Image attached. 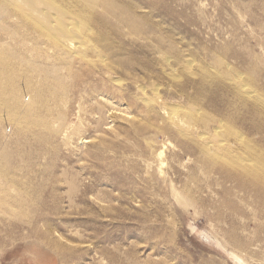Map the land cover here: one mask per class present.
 I'll return each instance as SVG.
<instances>
[{
  "label": "rangeland",
  "instance_id": "1",
  "mask_svg": "<svg viewBox=\"0 0 264 264\" xmlns=\"http://www.w3.org/2000/svg\"><path fill=\"white\" fill-rule=\"evenodd\" d=\"M141 1L140 12L151 16L161 33H174L171 41L185 52L183 58L193 61L191 69L183 73L184 68L174 64L173 71L146 51L153 40L126 37L121 58L130 55L134 61L129 75H104L96 55L89 54L94 70L83 72L69 101L47 104L50 111L40 112L36 120L48 126L35 132H29L34 129L30 126L24 132L17 123L34 105L38 77L31 87L19 89L23 104L16 124L10 112L0 119V264H241L236 257L264 264V231L258 230L264 227L262 211L249 204L251 195L232 183L224 185L218 175L204 174L194 157L189 161L191 156L181 149L184 140L173 131L176 125L168 122L172 129L163 128L168 123L161 110L196 104L195 111L204 116L210 112L226 129L235 126L247 143L264 150V121L262 129H255L249 110L255 105L264 110V0ZM17 41H0V50L6 43L24 61L55 62L52 48L31 53L36 43L30 41L23 49ZM215 59L225 60L222 69ZM201 66L224 73L220 81L235 90L203 82L198 95L201 78L195 74ZM75 67L81 72L86 65ZM250 73L255 81L248 86L258 96L247 100L235 80L248 82ZM148 107H155V113ZM206 130L201 131H209L207 136L214 132ZM228 142L235 146L234 140ZM190 170L198 172L195 182ZM172 182L179 189L185 182L188 189L199 190L195 196L207 206H181ZM224 186L234 189L232 198L242 210L233 227L231 218L218 225L212 217L210 205L220 200ZM230 238L248 248H233L226 244Z\"/></svg>",
  "mask_w": 264,
  "mask_h": 264
},
{
  "label": "bare ground",
  "instance_id": "2",
  "mask_svg": "<svg viewBox=\"0 0 264 264\" xmlns=\"http://www.w3.org/2000/svg\"><path fill=\"white\" fill-rule=\"evenodd\" d=\"M141 4H143L141 0H0V41L4 43L6 38L19 39L20 43L17 41V44L19 43V46L23 49L28 48L30 41H33L36 44H33L31 53H39L40 49H42V52H46L47 47H50L54 52V55L52 54L51 57L55 58L54 63H56L55 65L54 63L50 65L48 60H46V65H43L31 60L24 61L17 56L15 51L7 49L6 43L8 41L6 40V43L1 45L0 50V113H2L0 114V119H2L4 114L10 112L11 115L13 114L12 116H15L12 122L16 124L20 106L23 104L21 95H19V89L24 84L31 87L32 79L38 77L39 84L38 86L35 85L36 88H34L36 92V98L33 99L34 105H30L32 106L31 109L25 112L26 116L17 125L23 131L30 129L28 126L34 128L33 130H29V132H35L42 127H47L48 125L45 126L43 125L44 123L41 124L42 122L37 121L36 117L45 109L48 112L50 108L47 104L49 102L57 105L62 100H70V93L75 88H78L82 82L83 72L88 74L94 70L92 68L94 66L89 63V58H87L89 54L96 55L97 62H99L97 66L104 75L114 71L115 73L129 75L127 72L134 66V61L128 58L130 55L127 58H121L122 55H126L125 50L127 48L124 46L126 37H143L147 39V42L149 40L155 41V43L151 42L146 47V51L154 53L153 55L156 54L158 58L156 61L159 63L161 62L160 58L163 59L162 61L169 69L173 70L172 66L174 64L175 66L180 65L184 68L182 72L186 73V70L192 66L193 61L191 63V61L183 58L185 52L183 53L184 55L179 52L176 42L173 41V45L171 39H173L174 33L171 35L161 33L162 31L157 28H160V26L152 21V17L140 12V9H142ZM166 41L170 43L166 45ZM156 48L159 50L155 51ZM225 52L229 54V48H225ZM42 57L44 56L42 55ZM171 57L174 58L173 61ZM212 61L215 63L214 60ZM219 61L216 60V64ZM224 61H220V69H222ZM78 63L81 65L85 64L86 69L84 68L80 72L75 67ZM165 68L167 69V67ZM211 72L205 66H201L197 74H195L201 78L200 86L196 89L198 95L201 92L203 82L216 83L219 89H225L227 92L234 89V83H230L233 87L228 88L224 82L222 84L220 81L223 78L222 75L225 76L224 73H219V75L218 70L215 73ZM108 77L114 81L119 80V78H113L112 76ZM136 78L134 76L133 81H136ZM195 79L197 80V78ZM246 81L248 82H245L243 78H237L235 80V88L237 87L245 99H255L258 94L255 93L254 95L253 93L252 95V90L248 86V83L253 84L255 81L251 73L248 74ZM2 85H5V88ZM137 89L142 92V87L139 84L137 85ZM153 92L157 93L155 90ZM181 93H185V91L182 92L181 90ZM238 96L241 97L240 95ZM257 100H260V98H257ZM156 102L159 103V101ZM191 102L192 99L190 100ZM246 102H242L243 106L248 107ZM255 103L257 104V102ZM155 107H148L149 113L154 114ZM189 107L191 108H188V106L184 107L185 110L175 106L161 107V110L165 111L164 119L167 123L172 122V124L176 125L175 130L173 127V131L184 140L181 149L191 156L189 161L194 157V162L200 170H203L204 174L210 176L218 175L224 185L232 183L238 191H244L248 195H251L252 202L249 204L253 207L254 211L261 210L262 216H264V150H259L250 141L247 143V138L245 140L241 138L243 134L242 132L238 133L235 126L232 129H226L223 124H217L213 118L209 117L210 112L204 116V114L201 115L202 112L194 110L199 107L196 104H191ZM200 110L203 109L201 108ZM249 110L254 114L251 122L254 124L255 129H262L263 124L261 123L264 121V110L258 105H255L254 108L250 107ZM157 113L159 112L156 111ZM157 116L156 118L159 119ZM10 118L12 119V117ZM163 128L167 130L172 129L169 123ZM205 129L214 130V132L207 136L209 131L207 132L206 130L207 134L201 131ZM17 130L19 131V129ZM25 134L28 133L26 132ZM238 137L240 138L238 139ZM229 140H234L236 142L235 146L229 142L227 143ZM82 143L86 144L88 142L83 141ZM176 157L179 163L182 162V168H184L181 155L177 154ZM176 172L178 173V171ZM189 173L192 174L190 176L191 180L195 182L198 172L190 170ZM174 183H171L172 191L181 206L186 209L197 205H201L202 207L207 206V201L195 196L199 194V190L188 189L185 182L179 189ZM233 190V188L224 186L220 200L217 202L212 201V205H210L214 211L212 212V217L214 221L215 219L217 220L215 222L219 223L218 225H222V222L231 218L233 220V227L236 223L235 217L242 215L239 204L232 198ZM19 207L21 210L23 209L22 206ZM42 207L41 205L40 208ZM22 211L21 214L24 215ZM258 230L262 232L264 231V227H259ZM226 244L232 245L233 248L239 251L248 248L239 241H233L231 238ZM236 258L241 264H247L242 258Z\"/></svg>",
  "mask_w": 264,
  "mask_h": 264
}]
</instances>
